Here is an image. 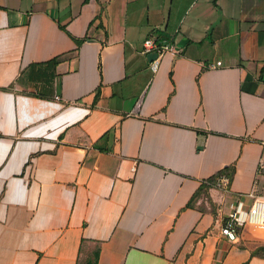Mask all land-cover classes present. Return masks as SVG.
Wrapping results in <instances>:
<instances>
[{"label":"crops","instance_id":"crops-1","mask_svg":"<svg viewBox=\"0 0 264 264\" xmlns=\"http://www.w3.org/2000/svg\"><path fill=\"white\" fill-rule=\"evenodd\" d=\"M256 197L264 0H0V264H264Z\"/></svg>","mask_w":264,"mask_h":264},{"label":"built area","instance_id":"built-area-1","mask_svg":"<svg viewBox=\"0 0 264 264\" xmlns=\"http://www.w3.org/2000/svg\"><path fill=\"white\" fill-rule=\"evenodd\" d=\"M155 50L158 57L151 62V70L157 72L160 67L161 58L166 54H175L174 47L168 43H159L155 40L145 42V53ZM222 65L218 62L216 66ZM214 68V66H213ZM230 184V178L222 175L216 181V185L224 190H227ZM231 212L228 215L225 225L222 227V233L232 241L239 239L242 228L248 224L261 226L264 229V197H256L253 204L248 210H244L243 202L231 206Z\"/></svg>","mask_w":264,"mask_h":264},{"label":"rangeland","instance_id":"rangeland-1","mask_svg":"<svg viewBox=\"0 0 264 264\" xmlns=\"http://www.w3.org/2000/svg\"><path fill=\"white\" fill-rule=\"evenodd\" d=\"M215 183H216V182H215ZM216 187H217L218 189L224 191V192L227 191V190H224V189L219 188L217 185H216ZM198 200L201 201L202 205H205V206H208V205H209V206L215 207L212 198H211L210 195H209L208 193H206V192H202V193H200L199 196H198Z\"/></svg>","mask_w":264,"mask_h":264},{"label":"water","instance_id":"water-1","mask_svg":"<svg viewBox=\"0 0 264 264\" xmlns=\"http://www.w3.org/2000/svg\"><path fill=\"white\" fill-rule=\"evenodd\" d=\"M157 57H158V53H154V54L150 55L151 62H152L153 60H155ZM200 147H202V145H200Z\"/></svg>","mask_w":264,"mask_h":264},{"label":"trees","instance_id":"trees-1","mask_svg":"<svg viewBox=\"0 0 264 264\" xmlns=\"http://www.w3.org/2000/svg\"><path fill=\"white\" fill-rule=\"evenodd\" d=\"M216 180V178H214V179H212L211 181H210V183H212L213 184V182ZM204 189V188H203ZM202 189V190H203Z\"/></svg>","mask_w":264,"mask_h":264}]
</instances>
